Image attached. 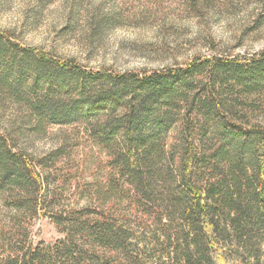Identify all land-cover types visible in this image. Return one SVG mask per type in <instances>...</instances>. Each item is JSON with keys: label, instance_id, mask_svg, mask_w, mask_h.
Masks as SVG:
<instances>
[{"label": "trees", "instance_id": "trees-1", "mask_svg": "<svg viewBox=\"0 0 264 264\" xmlns=\"http://www.w3.org/2000/svg\"><path fill=\"white\" fill-rule=\"evenodd\" d=\"M0 94L83 142L0 130V264H264V51L117 72L0 31ZM37 218L64 237L34 245Z\"/></svg>", "mask_w": 264, "mask_h": 264}, {"label": "rangeland", "instance_id": "rangeland-1", "mask_svg": "<svg viewBox=\"0 0 264 264\" xmlns=\"http://www.w3.org/2000/svg\"><path fill=\"white\" fill-rule=\"evenodd\" d=\"M195 7L185 0H0V31L58 58L117 72L264 51V0H197ZM77 128H40L23 106L0 94V130L28 153L44 155L67 135L71 145L83 143ZM79 147L73 151L88 152ZM9 216L0 201V224ZM30 232L34 245L64 237L49 218L35 219Z\"/></svg>", "mask_w": 264, "mask_h": 264}]
</instances>
